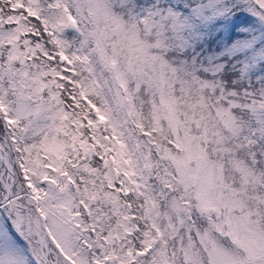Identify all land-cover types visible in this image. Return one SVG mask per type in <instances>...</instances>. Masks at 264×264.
Masks as SVG:
<instances>
[{
  "label": "snow or ice",
  "instance_id": "6c2138e0",
  "mask_svg": "<svg viewBox=\"0 0 264 264\" xmlns=\"http://www.w3.org/2000/svg\"><path fill=\"white\" fill-rule=\"evenodd\" d=\"M0 264H264V0H0Z\"/></svg>",
  "mask_w": 264,
  "mask_h": 264
}]
</instances>
